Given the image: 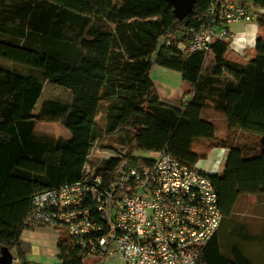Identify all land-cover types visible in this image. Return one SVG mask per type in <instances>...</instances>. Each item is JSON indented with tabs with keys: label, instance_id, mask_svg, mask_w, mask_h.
<instances>
[{
	"label": "trees",
	"instance_id": "16d2710c",
	"mask_svg": "<svg viewBox=\"0 0 264 264\" xmlns=\"http://www.w3.org/2000/svg\"><path fill=\"white\" fill-rule=\"evenodd\" d=\"M216 1L196 0L179 21L166 0H0V255L6 247L20 264H30L21 235L44 226L29 222L31 197L83 180L96 140L117 133L116 142L127 147L96 171L105 182L124 161L150 166L145 157L162 152L196 167L222 145L209 111L221 114L231 130L263 137L258 156L247 159L232 147L220 175L205 173L223 220L234 218L244 196L264 201V40L246 52L245 62L228 57L231 42H215L209 63V53L167 45L207 25L198 20ZM257 23L264 29V14ZM155 68L179 74L190 88L182 109L162 101ZM45 82L67 89L72 102L48 100L37 112ZM40 124H60L71 138L40 133ZM59 248L61 264L84 263L64 231ZM198 264L253 262L240 243L224 255L215 235Z\"/></svg>",
	"mask_w": 264,
	"mask_h": 264
},
{
	"label": "built area",
	"instance_id": "2783aa9c",
	"mask_svg": "<svg viewBox=\"0 0 264 264\" xmlns=\"http://www.w3.org/2000/svg\"><path fill=\"white\" fill-rule=\"evenodd\" d=\"M198 21L209 23L167 45L209 53L215 42H231L230 26L257 22V14L217 0ZM145 158L152 165L124 161L109 182L91 171L79 182L35 193L29 222L64 231L82 262L198 264L223 221L217 191L204 172L169 153Z\"/></svg>",
	"mask_w": 264,
	"mask_h": 264
},
{
	"label": "rangeland",
	"instance_id": "374dc122",
	"mask_svg": "<svg viewBox=\"0 0 264 264\" xmlns=\"http://www.w3.org/2000/svg\"><path fill=\"white\" fill-rule=\"evenodd\" d=\"M236 2V0H234ZM253 5L256 7L263 8L264 7V0H254ZM101 25V23H97ZM241 25V24H240ZM263 35V37H262ZM261 39L264 40V34H261ZM260 39V38H259ZM229 58L234 59L235 61H243L245 62L244 56L241 59L239 56H233L229 53ZM212 54L209 53L207 58V63L211 62ZM159 72H162L159 74ZM152 79L156 83L157 87L161 91L162 97L173 96L178 99V95H181V99L183 102L188 99L190 96L187 92L190 88L187 86L185 87L182 84L181 76L175 72H167L161 68H155L152 72ZM173 94V95H172ZM72 94L65 88L60 87L58 85L45 82L42 96L36 106V111L38 112L42 103L45 101H53L61 104H68L72 102ZM181 107V106H180ZM183 108V105H182ZM207 119L214 122L216 126V137L217 141L222 144L221 146L215 147L210 150L208 156L198 162L196 168L204 173L215 171V169H224L225 168V161L223 160V156H221L224 152L225 148H232L237 147L241 148L245 152V158L251 159L258 156L261 144L263 142V137L260 135L247 133L239 130H231L229 129L228 123L226 122L225 118L219 114L209 111L207 113ZM105 119L103 114L99 116L98 123L101 127L105 125ZM37 131L40 133H45L55 138H64L70 139L71 134L67 131L62 125L60 124H40L37 127ZM117 133L115 134H107L105 136V140L98 142L97 140L93 143L92 150L90 153L89 162L84 168L83 174L85 175L91 171H98L106 160L111 158H118L124 154L127 150V147L119 144L116 142ZM230 151L227 154L229 155ZM135 156L142 155L135 153ZM263 198L257 196H244L239 206L236 209V218L235 221L238 224H243L244 226L251 227L254 229V232H259L264 227V208L259 206L260 201ZM259 201V202H258ZM58 233V231H57ZM63 233L60 231L58 234L60 235ZM240 244L244 248V252L246 256L249 258V255L255 252L253 255L256 256L255 261L257 264H261L264 262L261 253L264 252V241L260 242L257 239L253 242L247 241L242 242ZM13 255L16 259V253L13 251ZM250 259V258H249ZM252 261V259H250ZM94 262L98 263V260H89L85 261L83 264H94ZM110 264H122L118 260L116 262L113 259L107 261ZM253 262V261H252ZM254 263V262H253ZM14 264H17L14 262ZM98 264H105V263H98Z\"/></svg>",
	"mask_w": 264,
	"mask_h": 264
},
{
	"label": "crops",
	"instance_id": "0c3cea01",
	"mask_svg": "<svg viewBox=\"0 0 264 264\" xmlns=\"http://www.w3.org/2000/svg\"><path fill=\"white\" fill-rule=\"evenodd\" d=\"M254 0H236V3L250 9L255 14H264V7L258 8L253 5ZM231 34V49L230 54L234 57L239 56L241 59L245 56L248 50H251L255 47L256 42L259 38H261V34H264V29L259 27L257 22H253L250 24H241V25H232L229 27ZM263 37V35H262ZM164 71L166 69H163ZM167 72H171L166 70ZM162 72H159L161 74ZM163 74V73H162ZM161 74V75H162ZM153 77V76H152ZM154 81V80H153ZM156 84V83H155ZM157 86V85H156ZM158 88V87H157ZM159 90V88H158ZM160 96L164 103L173 106L178 109H182V105L184 106L189 100L190 96L185 103L181 99V95H178V99L173 96L162 97L161 91ZM173 95V94H172ZM181 106V107H180ZM230 151L229 148H225L223 150V160L226 162L227 154ZM140 155H144L143 153H138ZM224 169H215L212 172H206V174H218L220 175ZM253 196V195H250ZM259 202V201H258ZM240 204V202H239ZM238 204V206H239ZM261 207L264 208V201H260L259 203ZM237 213L235 212V216L233 219H225L221 223V226L216 233V238L218 243L223 247L224 255L229 256V246L233 243L242 242H253L257 239L260 242L264 241V227L259 232H254V229L251 227L244 226L243 224H238L235 221ZM59 240L60 235L57 231L51 226H39L35 229L26 230L21 235V243L27 254V259L30 264H61V251L59 248ZM244 250V248H243ZM249 255V258L254 262L253 264H257L255 261L256 256L253 255L255 252ZM246 255V254H245ZM261 259H264V252L261 253ZM116 262L117 260H113ZM17 264H20L18 260H15ZM94 264H98L94 262ZM105 264H110L106 262ZM261 264H264L261 263Z\"/></svg>",
	"mask_w": 264,
	"mask_h": 264
},
{
	"label": "water",
	"instance_id": "95a60500",
	"mask_svg": "<svg viewBox=\"0 0 264 264\" xmlns=\"http://www.w3.org/2000/svg\"><path fill=\"white\" fill-rule=\"evenodd\" d=\"M173 7V14L183 21L193 10L196 0H166ZM15 256L8 248H1L0 264H14Z\"/></svg>",
	"mask_w": 264,
	"mask_h": 264
}]
</instances>
